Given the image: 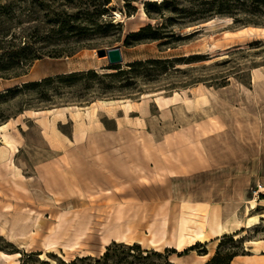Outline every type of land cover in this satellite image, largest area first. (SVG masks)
Here are the masks:
<instances>
[{
    "label": "rangeland",
    "instance_id": "obj_1",
    "mask_svg": "<svg viewBox=\"0 0 264 264\" xmlns=\"http://www.w3.org/2000/svg\"><path fill=\"white\" fill-rule=\"evenodd\" d=\"M148 1L157 5L148 10ZM71 15L81 26L59 41L67 49L60 57L0 73V125L10 121L0 132L6 153L0 264H173L187 248L173 253L101 243L112 211L102 200L142 193L180 199L174 231L194 226L193 213L205 209L199 224L207 226L210 207L219 224L234 216L245 224L257 219L241 238L228 235L221 246V240L209 246V260L217 254L211 264H230L248 256L249 263L264 264V0H0V56L26 40L21 32H34L35 47H54L50 29ZM149 24L159 33L126 42ZM114 47L124 56L117 66L145 63L104 77L109 61L97 51ZM93 67L104 83L92 79L88 93L77 83L57 100L41 99L40 88L6 94L28 81ZM105 85L108 93L94 95ZM159 96L176 98L165 103ZM98 100L117 103L88 116L87 106ZM115 172V184L107 185ZM44 174L61 183L50 188ZM77 175L95 178L96 189L88 191ZM201 243L194 253L208 248Z\"/></svg>",
    "mask_w": 264,
    "mask_h": 264
},
{
    "label": "crops",
    "instance_id": "obj_2",
    "mask_svg": "<svg viewBox=\"0 0 264 264\" xmlns=\"http://www.w3.org/2000/svg\"><path fill=\"white\" fill-rule=\"evenodd\" d=\"M112 180L114 179L112 178ZM107 201L110 202L108 207L112 211L108 228L100 232L103 247H107L113 242H123L128 244L138 243L148 249L174 248L180 250L197 242H208L207 254H198L192 251L189 254L171 258L173 264H205L213 255L209 246L216 247L226 234L219 229L218 213L212 207L208 209V221L210 219V223L207 226H200V224L205 223L204 219L207 213V209H205L202 213H193L191 224H194V226L188 223L178 225L174 231L172 219L181 208L180 199L174 196L164 200L149 193L140 195L125 194L123 196L111 195L109 198L102 200L103 203ZM188 203L194 206L197 204L193 201ZM200 231H204L205 240L197 237L196 234ZM168 241L172 244L170 247H168ZM247 257L235 256L230 264H251L249 259H246Z\"/></svg>",
    "mask_w": 264,
    "mask_h": 264
},
{
    "label": "trees",
    "instance_id": "obj_3",
    "mask_svg": "<svg viewBox=\"0 0 264 264\" xmlns=\"http://www.w3.org/2000/svg\"><path fill=\"white\" fill-rule=\"evenodd\" d=\"M105 2H109L110 0H104ZM97 3H94V1L91 3V5H96ZM102 3L95 8V14L100 15V6ZM154 4L151 1H148V10L151 9V7ZM90 12V11H89ZM93 14V15H95ZM70 19H65L64 21L61 22L58 28L54 27L50 29L53 33V36L51 37L52 40L48 41V44L54 43V47L48 48L49 45H46V47H35V43L37 41L34 39V32H29L28 34L21 32L20 37L26 38V40L22 43H14L12 45V49L9 51L8 54H3L0 56V73L5 72V71H17L19 69L25 68L29 65H31L34 61L37 60H42L46 55L49 57L55 58V57H60L67 49L64 47L59 46V41L62 42V40L68 38L70 35L78 34V29L80 28V24L76 23V19L73 17V15L69 16ZM74 18V19H73ZM238 20L236 19L235 22ZM160 31V27H157L154 29V27L149 24L142 29H140L138 32L131 33L129 37L127 38L126 42H129V38L131 37H137L138 40H142L146 37H149L151 33L153 34H158ZM158 32V33H157ZM15 38V37H14ZM154 39H164V37H155ZM154 63H161V60L155 59L153 60ZM147 63H150V61H146ZM145 62L142 60H135L127 64L126 67L123 66H108L107 69H105L106 73L104 77H117L120 75L127 74L133 70H135L137 67H140L144 64ZM117 69L116 72H112L111 70ZM98 78V82H103L100 77L98 71L95 69H89L88 71H75V72H70V73H59L57 75L53 76H48L44 77L40 80L37 81H28L23 83V85L14 87V88H9L8 92L6 94H11L13 92H23L26 91L27 89L30 88H40V98L41 99H46V100H57V98H62L64 96V93L61 92L64 87H72L75 86L77 83L81 84L82 90H84L85 93H88L89 91L93 90L94 84L91 82L92 79ZM97 80V79H96ZM104 83V82H103ZM49 87H52L53 93L49 92ZM109 86L105 85L102 91H98V93H94V95H101L103 96L105 93H108ZM95 92V91H94ZM3 94H0L2 96ZM228 236V234H225L222 239ZM222 239L221 243L219 246L222 244ZM117 243V242H113ZM112 243V244H113ZM202 244L201 242H197L196 244L188 247L185 249V251L182 252V254H186L189 251L196 250L198 246ZM135 245L140 246V244L135 243ZM134 245V246H135ZM206 247V246H205ZM110 248V245L108 246ZM168 250H171L173 253L176 252V249L174 248H168ZM208 250L205 248L203 252L200 254H207ZM108 252L105 253L107 255ZM217 254L209 260L206 264H211ZM72 263H75L73 261Z\"/></svg>",
    "mask_w": 264,
    "mask_h": 264
},
{
    "label": "bare ground",
    "instance_id": "obj_4",
    "mask_svg": "<svg viewBox=\"0 0 264 264\" xmlns=\"http://www.w3.org/2000/svg\"><path fill=\"white\" fill-rule=\"evenodd\" d=\"M119 15V14H118ZM214 20L209 21L208 23H212ZM264 29V28H263ZM176 96H172V97H162L159 96L157 97V99H162L165 101V103H168L170 99H175ZM123 101L124 105L127 106L128 108L132 106V103L129 100H121ZM117 103V100H110V101H105V100H98V101H94L92 103L91 106H87L88 109H86V113L88 114V116L91 114L94 115L96 108L98 106H109V105H114ZM93 105L94 108H91ZM77 108H80L79 106H74ZM92 109V110H91ZM45 111V110H43ZM49 111H52V109H49ZM39 112V111H36ZM10 123V121L0 125V132L2 131V129H4L8 124ZM47 126V125H46ZM88 129V128H87ZM86 129V130H87ZM5 138L7 139V137L5 136ZM6 155V153H5ZM4 155V153H0V159L5 158L6 156ZM103 174H105V172H103ZM116 172L114 174H110L108 177H106L105 181L106 183H108L107 185L112 186L114 185V180H112V177L115 176ZM107 176V175H106ZM78 181L85 187H87V190H94L96 189L97 186V181L95 180V178H91V177H84L83 175H77L76 176ZM75 177V178H76ZM46 183L48 184V186H50V188H53L54 186H57L61 183L60 177L58 175L52 174V175H47L44 174L42 177ZM84 178V179H83ZM83 179V180H82ZM111 179V180H110ZM72 180V179H71ZM257 223V219H249L246 224L244 221L240 220L239 218H236V216H234L231 219L225 220L222 223L219 224V229L228 234V235H234L236 238H241L242 237V233L244 232L245 228H250L253 227L255 224ZM245 224V226H244ZM241 231V232H240ZM197 237L200 239H204V231H200L197 234ZM124 238V237H123ZM250 242L256 243L258 241L252 240ZM154 243V240H153ZM168 243V247H170L172 244L170 241L167 242ZM88 255H92V253H89ZM1 262H5V257L4 254L0 253V263ZM206 264V263H205ZM236 264V263H235Z\"/></svg>",
    "mask_w": 264,
    "mask_h": 264
},
{
    "label": "water",
    "instance_id": "obj_5",
    "mask_svg": "<svg viewBox=\"0 0 264 264\" xmlns=\"http://www.w3.org/2000/svg\"><path fill=\"white\" fill-rule=\"evenodd\" d=\"M97 53L100 57H107L108 58L109 66H115V65L121 64L124 60V56H123V52H122L121 47H114V48H111L108 50L99 49L97 51Z\"/></svg>",
    "mask_w": 264,
    "mask_h": 264
}]
</instances>
